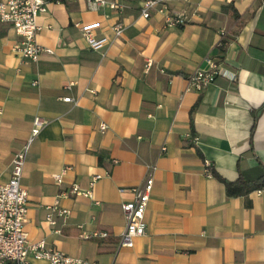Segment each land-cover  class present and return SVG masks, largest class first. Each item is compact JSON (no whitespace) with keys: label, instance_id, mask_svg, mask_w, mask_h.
Returning a JSON list of instances; mask_svg holds the SVG:
<instances>
[{"label":"crops","instance_id":"crops-1","mask_svg":"<svg viewBox=\"0 0 264 264\" xmlns=\"http://www.w3.org/2000/svg\"><path fill=\"white\" fill-rule=\"evenodd\" d=\"M115 1L123 7L49 2L35 39L51 52L34 61L12 50L20 38L0 22V183L34 118L43 121L21 176L29 239L97 264H264V187L227 196L205 167L234 180L239 169L253 175L264 166V0H172L170 12L185 19L178 26L157 12L140 16L143 0ZM76 23L93 25L101 47H90ZM207 57L236 77L188 87ZM64 166L71 168L58 184L52 174ZM105 170L93 199L63 195ZM149 171L145 231L119 246L120 206ZM56 198L70 213L53 226L45 215ZM78 225L109 235L82 239ZM25 264L50 263L28 256Z\"/></svg>","mask_w":264,"mask_h":264},{"label":"built area","instance_id":"built-area-1","mask_svg":"<svg viewBox=\"0 0 264 264\" xmlns=\"http://www.w3.org/2000/svg\"><path fill=\"white\" fill-rule=\"evenodd\" d=\"M51 1L60 0H0V22L9 24L19 40L12 46V50L18 53L24 60H36L41 52H51V49L40 45L35 37L39 26L36 23L38 14L47 10V4ZM89 8L98 9L106 6L110 9H120L122 4L115 0H85ZM172 0H143L139 12L143 18H148L152 12H157L163 16L166 26H178L185 22L181 14H172L170 4ZM79 28L82 36L92 48H99L103 40L97 39L93 32V25L75 24ZM124 29L121 23L112 26L116 36H119ZM147 66L150 60H147ZM221 75L229 79L236 77L235 72L224 69L219 60L212 57L206 58V67H198L187 78L188 87L201 90L205 85L212 82L216 76ZM71 83L68 84L70 86ZM64 101H71L70 96L62 98ZM43 121L39 117L33 120L30 136L27 138L22 147L14 153L11 159L10 177L0 183V264H25L27 257L47 260L50 264H97L94 260H87L73 257L56 248L46 244L44 238L30 240L25 230L28 210V191L21 183L23 166L28 151V147L33 138L37 135ZM98 128L102 131L107 125L101 122ZM165 150V145L160 147V151ZM209 163L205 162L208 172ZM70 166H64L60 171L52 174L56 183H61L63 175L70 169ZM153 169L154 166H149ZM109 175V170L103 173H94L90 176L86 188L72 183L63 193L69 196H86L93 199V187L95 182L103 176ZM153 184L151 172H147L142 186L131 188L133 199L121 204V210L125 218V226L120 234L119 246L130 247L136 236L142 235L145 231L143 214L149 198V192ZM98 204L97 200H94ZM70 210L59 205L58 198L50 205L46 206L45 220L49 225L56 224V216L66 217ZM80 229L79 237L90 239L96 237L105 238L109 235L105 229H96L91 232ZM59 232L58 229H54Z\"/></svg>","mask_w":264,"mask_h":264},{"label":"trees","instance_id":"trees-1","mask_svg":"<svg viewBox=\"0 0 264 264\" xmlns=\"http://www.w3.org/2000/svg\"><path fill=\"white\" fill-rule=\"evenodd\" d=\"M221 43L223 44L224 41ZM253 128L254 123L251 126V134ZM208 172L224 184L227 196H242L255 189H261L264 187V166L257 168L253 175L239 169L238 175L234 180H227L223 178L214 170L211 164L208 165Z\"/></svg>","mask_w":264,"mask_h":264}]
</instances>
